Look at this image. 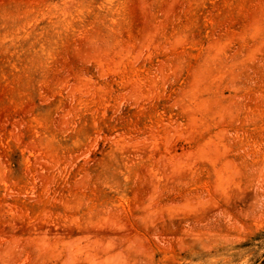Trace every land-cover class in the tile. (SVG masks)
I'll return each instance as SVG.
<instances>
[{
    "label": "rangeland",
    "instance_id": "374dc122",
    "mask_svg": "<svg viewBox=\"0 0 264 264\" xmlns=\"http://www.w3.org/2000/svg\"><path fill=\"white\" fill-rule=\"evenodd\" d=\"M0 264H264V0H0Z\"/></svg>",
    "mask_w": 264,
    "mask_h": 264
}]
</instances>
